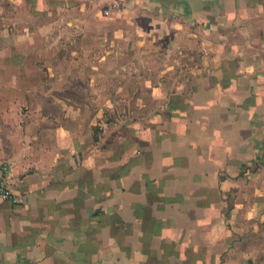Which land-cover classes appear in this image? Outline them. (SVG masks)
<instances>
[{
  "label": "crops",
  "instance_id": "obj_1",
  "mask_svg": "<svg viewBox=\"0 0 264 264\" xmlns=\"http://www.w3.org/2000/svg\"><path fill=\"white\" fill-rule=\"evenodd\" d=\"M0 175V264H234L264 0H0Z\"/></svg>",
  "mask_w": 264,
  "mask_h": 264
},
{
  "label": "rangeland",
  "instance_id": "obj_2",
  "mask_svg": "<svg viewBox=\"0 0 264 264\" xmlns=\"http://www.w3.org/2000/svg\"><path fill=\"white\" fill-rule=\"evenodd\" d=\"M259 229V233L247 231L235 242L234 250L227 255L234 264H242L243 260L247 264H264V223Z\"/></svg>",
  "mask_w": 264,
  "mask_h": 264
},
{
  "label": "built area",
  "instance_id": "obj_3",
  "mask_svg": "<svg viewBox=\"0 0 264 264\" xmlns=\"http://www.w3.org/2000/svg\"><path fill=\"white\" fill-rule=\"evenodd\" d=\"M119 1V0H114ZM0 197L5 199H10L12 201L20 200L17 195L13 193L11 187L8 184L7 179L4 176L0 175Z\"/></svg>",
  "mask_w": 264,
  "mask_h": 264
},
{
  "label": "water",
  "instance_id": "obj_4",
  "mask_svg": "<svg viewBox=\"0 0 264 264\" xmlns=\"http://www.w3.org/2000/svg\"><path fill=\"white\" fill-rule=\"evenodd\" d=\"M242 264H247V263H246V261H243V263H242Z\"/></svg>",
  "mask_w": 264,
  "mask_h": 264
}]
</instances>
